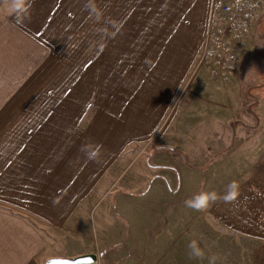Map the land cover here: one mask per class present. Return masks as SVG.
I'll list each match as a JSON object with an SVG mask.
<instances>
[{"label": "crops", "instance_id": "1", "mask_svg": "<svg viewBox=\"0 0 264 264\" xmlns=\"http://www.w3.org/2000/svg\"><path fill=\"white\" fill-rule=\"evenodd\" d=\"M18 2L0 20V264H178L190 211L184 264H264V10L231 79L190 85L211 0ZM162 152L180 162L150 164Z\"/></svg>", "mask_w": 264, "mask_h": 264}, {"label": "built area", "instance_id": "2", "mask_svg": "<svg viewBox=\"0 0 264 264\" xmlns=\"http://www.w3.org/2000/svg\"><path fill=\"white\" fill-rule=\"evenodd\" d=\"M264 0H211V19L195 73L206 69L214 77L230 80L239 67Z\"/></svg>", "mask_w": 264, "mask_h": 264}, {"label": "rangeland", "instance_id": "3", "mask_svg": "<svg viewBox=\"0 0 264 264\" xmlns=\"http://www.w3.org/2000/svg\"><path fill=\"white\" fill-rule=\"evenodd\" d=\"M18 1L19 0H0V20L5 15H7V11L10 9V6L13 5L12 3L17 4V3H19ZM260 42H264V37L261 38ZM199 56L200 55L198 54V56L196 58V62H197ZM196 62H195V65H194V70H195V67H196ZM254 63H255V61H253L251 64H248L250 66L249 70H252V68H256L257 67L255 65L256 63L255 64ZM243 65L245 66V62L242 63V67H243ZM194 70L191 71V74H190V76L188 77V80H187L188 84H189V82L191 83L190 85H192V83H193V81L195 79V75H194L195 71ZM247 94H248V92H247ZM190 128H191V126L188 129L189 131H190ZM191 129H192L190 131L191 134H194L193 128H191ZM216 130H218V128H216ZM188 134L190 135V133H188ZM194 145L195 144H188L186 147H187V149L191 150V149L194 148ZM234 154L235 153H231L230 154V159L233 157ZM176 158H177V155L174 156V155H169L168 153L162 152V153H159L158 155H156L155 157L153 156V158L150 160V164H152V165H157V164L171 165ZM179 158L180 157L177 158L178 162H180ZM233 160H234V158L232 160H230L229 162H231ZM175 163L177 164L176 166L178 167L179 163H177L176 161H175ZM137 168H138L137 165H131L129 170L124 175V177L128 176L131 173H133ZM154 188H155L154 190H156L157 189V185ZM150 198H153L152 195H150ZM172 199H175L177 201H182V199H183L182 193H180V197H176V198L172 197ZM186 199H187L188 202H193L194 201V199L189 197V196H187ZM195 213H196L195 211L188 212V216L185 218V220H183L181 222H178L176 224V226H174V227L170 226L169 231H171V235H173V236L171 237L172 239L170 241L171 247L167 248V250L169 252L168 258L169 259L174 258L178 264H184L185 263V260H182V259L179 258V249H180L181 243L183 241H185V236H188L189 234L191 235L192 233H194L195 230L199 226V220L196 219ZM39 226L40 227L42 226V230H43V233H44L45 236L49 237L50 233L54 234L52 229L50 227H48L45 223H42ZM178 237H181V239L178 238ZM49 241L52 243V242L55 241V239L50 237ZM80 245L82 247H88L89 246L88 243H85L83 241L80 243ZM54 247L56 249H58V250L61 249L60 244H57ZM187 256H188V258H190L189 255H187ZM122 260H124V259L122 258Z\"/></svg>", "mask_w": 264, "mask_h": 264}, {"label": "water", "instance_id": "4", "mask_svg": "<svg viewBox=\"0 0 264 264\" xmlns=\"http://www.w3.org/2000/svg\"><path fill=\"white\" fill-rule=\"evenodd\" d=\"M45 264H97V255L88 254L77 258H51Z\"/></svg>", "mask_w": 264, "mask_h": 264}, {"label": "clouds", "instance_id": "5", "mask_svg": "<svg viewBox=\"0 0 264 264\" xmlns=\"http://www.w3.org/2000/svg\"><path fill=\"white\" fill-rule=\"evenodd\" d=\"M95 156V153H90L89 154V158H93ZM230 187H235V185H231ZM189 249L191 250L190 251V255H194V256H201L202 255V252L196 247V244L195 242H190L189 245H188Z\"/></svg>", "mask_w": 264, "mask_h": 264}]
</instances>
